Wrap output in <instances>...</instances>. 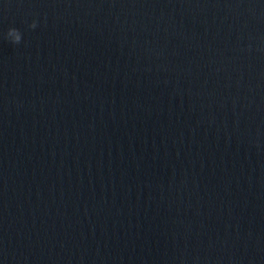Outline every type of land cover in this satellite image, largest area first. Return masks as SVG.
<instances>
[{
  "label": "water",
  "instance_id": "obj_1",
  "mask_svg": "<svg viewBox=\"0 0 264 264\" xmlns=\"http://www.w3.org/2000/svg\"><path fill=\"white\" fill-rule=\"evenodd\" d=\"M0 264H264V0H0Z\"/></svg>",
  "mask_w": 264,
  "mask_h": 264
},
{
  "label": "clouds",
  "instance_id": "obj_2",
  "mask_svg": "<svg viewBox=\"0 0 264 264\" xmlns=\"http://www.w3.org/2000/svg\"><path fill=\"white\" fill-rule=\"evenodd\" d=\"M30 28H36L37 27V22L36 21H33L30 25H29ZM7 37L11 38V42L13 43H20L21 40H22V34L21 32L16 29V28H10L7 32Z\"/></svg>",
  "mask_w": 264,
  "mask_h": 264
}]
</instances>
